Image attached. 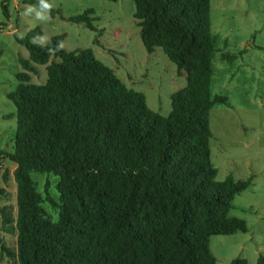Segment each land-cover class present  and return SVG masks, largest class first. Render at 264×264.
<instances>
[{
	"label": "trees",
	"instance_id": "trees-1",
	"mask_svg": "<svg viewBox=\"0 0 264 264\" xmlns=\"http://www.w3.org/2000/svg\"><path fill=\"white\" fill-rule=\"evenodd\" d=\"M131 1L145 53L159 48L185 80L170 95L166 117L148 110L143 95L91 49L65 52L64 34L43 46L31 42L37 28L13 38L27 57L18 58L21 71L6 94L16 120L12 150L3 154L14 164L15 218L0 206V230L15 234V252L1 237L0 251L16 264H215L209 238L247 232L229 211L252 177L217 182L209 157V111L229 107L225 96L210 93L217 48L209 0ZM26 2L39 8L38 0ZM92 13L86 9L69 21L94 31ZM34 66H45L43 84L29 82ZM33 175L56 179V200L48 183L43 198L37 193ZM255 264H264V256Z\"/></svg>",
	"mask_w": 264,
	"mask_h": 264
},
{
	"label": "rangeland",
	"instance_id": "rangeland-1",
	"mask_svg": "<svg viewBox=\"0 0 264 264\" xmlns=\"http://www.w3.org/2000/svg\"><path fill=\"white\" fill-rule=\"evenodd\" d=\"M0 0V206L7 207L15 218V185L11 177L14 164L3 159L12 150L15 130L14 106L6 98L15 85V74L21 71L18 58H26L23 47L14 36L23 37L34 28L40 34L31 42L45 45L52 37L64 34L60 47L65 52L91 49L103 65L129 89L144 97L151 112L166 117L170 111V95L185 85L175 67L159 48L145 53L138 29L132 18L131 0H48L51 10L46 19L39 20L35 12L26 13L27 0H8L5 3L8 19L1 12ZM39 1V0H38ZM35 6V5H32ZM91 9L94 31L69 18ZM36 11H41L36 6ZM210 33L216 38V52L212 59V95L225 96L229 107L214 105L209 111V157L216 170L215 181L226 177L233 181L252 177L251 185L234 197L230 216L245 221L246 233L211 236L209 250L215 264H229L234 258L255 264L258 255L264 256V0H209ZM226 53L235 57L228 63L220 58ZM51 60V58H50ZM49 60V61H50ZM58 61V59H54ZM36 74H29V82L43 84L45 66H34ZM11 118L5 119L6 116ZM6 172L5 181L2 179ZM37 193H47L56 200V179L33 175ZM44 211L53 217L55 211L45 202ZM5 248L15 252V234L0 230ZM0 264H16L13 258L0 251Z\"/></svg>",
	"mask_w": 264,
	"mask_h": 264
},
{
	"label": "clouds",
	"instance_id": "clouds-1",
	"mask_svg": "<svg viewBox=\"0 0 264 264\" xmlns=\"http://www.w3.org/2000/svg\"><path fill=\"white\" fill-rule=\"evenodd\" d=\"M39 8L41 9V11H36V6L30 5L26 9V13L31 14L32 12H35V16L37 19H46L47 17L45 13L50 11V9L52 8V4H50L48 0H39Z\"/></svg>",
	"mask_w": 264,
	"mask_h": 264
}]
</instances>
